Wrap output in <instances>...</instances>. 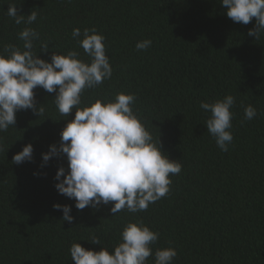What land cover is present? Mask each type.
<instances>
[{
  "label": "trees",
  "instance_id": "1",
  "mask_svg": "<svg viewBox=\"0 0 264 264\" xmlns=\"http://www.w3.org/2000/svg\"><path fill=\"white\" fill-rule=\"evenodd\" d=\"M9 4L18 14L37 11L29 27L40 34L37 53L47 42L40 58L49 62L52 52L73 49L87 60L71 33L96 28L105 37L113 75L86 90L83 103L134 93L133 110L182 170L170 176L169 194L147 211L112 216V204L77 210L55 188L66 157L42 161L75 111L61 116L51 101L55 93L35 89L44 114L19 111L15 128L0 132V264H72L73 242L111 251L123 226L137 219L160 233L154 250L176 249L173 264H264V36L247 35L255 18L247 25L233 22L220 0H0V52L8 44L22 46L18 33L25 25L7 15ZM145 39L151 46L137 51L136 43ZM226 95L236 103L233 141L223 152L207 133L209 114L199 104ZM249 104L258 113L251 121L244 120ZM29 143L33 160L13 164ZM54 204L72 206L71 224ZM92 234L102 246L88 242Z\"/></svg>",
  "mask_w": 264,
  "mask_h": 264
},
{
  "label": "clouds",
  "instance_id": "2",
  "mask_svg": "<svg viewBox=\"0 0 264 264\" xmlns=\"http://www.w3.org/2000/svg\"><path fill=\"white\" fill-rule=\"evenodd\" d=\"M220 5L235 23L247 25L255 18L254 28L247 35L256 40L264 36V0H220ZM7 15L16 25L25 27L18 33L22 46L8 44L0 52V132L15 126L19 111L31 110L38 117L44 114V104L37 106L35 89L55 93L51 101L61 116L69 117L75 111L74 119L65 120L59 144L50 145L48 152L42 154L44 165L52 158L67 159V169L59 167L54 177L59 194L74 200L77 210L88 207L99 211L101 206L112 204V216L122 211H147L150 204L166 197L172 184L170 176L178 175L182 164L162 151L160 137L154 139L133 110L136 95L118 92L112 100L83 103L86 90L97 88L113 75L105 37L94 27L83 31L74 28L71 36L88 59L81 58L80 51L73 49L64 54L52 52L49 62L40 58L41 53L48 52L47 42H40L37 53L35 45L40 34L29 27L37 20V11L18 14L17 6L9 4ZM151 44L150 39H145L138 41L135 48L144 51ZM235 103L234 96L226 95L199 104L209 114L205 122L207 133L223 152L229 150L233 141ZM257 114L251 104L244 107V120L251 121ZM3 150L0 144V151ZM33 152L31 143L25 145L13 156L12 163L31 162ZM53 208L62 211L63 222H73L72 206L54 204ZM159 238V232L137 219L123 226L120 242L111 251L92 234L88 242L101 245L99 251L73 242L69 254L72 264H148L149 258L154 264H173L178 255L175 248L154 250Z\"/></svg>",
  "mask_w": 264,
  "mask_h": 264
}]
</instances>
